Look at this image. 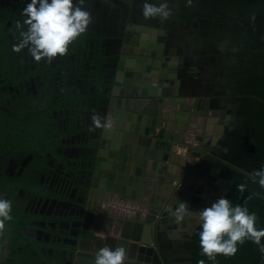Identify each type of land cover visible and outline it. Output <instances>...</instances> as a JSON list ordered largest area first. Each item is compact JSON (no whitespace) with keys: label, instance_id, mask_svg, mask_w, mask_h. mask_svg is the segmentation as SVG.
<instances>
[{"label":"crops","instance_id":"obj_1","mask_svg":"<svg viewBox=\"0 0 264 264\" xmlns=\"http://www.w3.org/2000/svg\"><path fill=\"white\" fill-rule=\"evenodd\" d=\"M145 2L163 0H85L84 7L97 32L115 28V22L123 20L153 33L160 29L165 39L163 54L178 58L174 71L166 63L161 66L164 76H169L168 67L170 79L179 80L177 95L168 107L184 110L196 104V112L202 106L206 112L204 152L188 170L168 162L148 167L151 186L144 194L138 190L139 198L153 207L172 187L174 206L186 202L192 211H199L223 196L255 213L257 229L264 228V188L259 178L252 179L255 170L264 168V0H193L191 6L187 0H168L172 13L163 21L144 18L141 6ZM175 36L188 41H177ZM168 146L152 139L145 146L130 147L139 152L137 157L148 152L160 158ZM168 175L174 178L171 184L165 181ZM241 183L246 185L243 196L237 190ZM252 193L260 195L246 200ZM172 219L157 233L156 248L164 264H198L201 259L205 264H264V255L251 240L239 244L235 255H218L215 262L209 261L201 255L197 216L181 222Z\"/></svg>","mask_w":264,"mask_h":264},{"label":"flooded vegetation","instance_id":"obj_2","mask_svg":"<svg viewBox=\"0 0 264 264\" xmlns=\"http://www.w3.org/2000/svg\"><path fill=\"white\" fill-rule=\"evenodd\" d=\"M29 2L0 0V198L12 202V219L0 234V264H65L74 233L72 199L88 177L90 136L101 129L92 116L103 121L109 94L103 86L101 103L88 102L80 109L58 101L61 80L68 92L74 91L73 65L56 66L78 57L70 51L74 42L67 55L50 63L36 62L27 48L13 51L19 40L16 23L23 21L21 13ZM114 26L97 32L89 25L96 36L82 34L75 40L87 59L86 69L99 70L102 53L108 54V75L113 72L128 31L124 20Z\"/></svg>","mask_w":264,"mask_h":264},{"label":"water","instance_id":"obj_3","mask_svg":"<svg viewBox=\"0 0 264 264\" xmlns=\"http://www.w3.org/2000/svg\"><path fill=\"white\" fill-rule=\"evenodd\" d=\"M163 35L160 29L153 33L142 25H128L117 53L104 116L114 120V127L101 128L90 136L88 177L84 189L72 199L74 220L70 225L74 233L65 264H95L96 253L104 246H124L128 250L125 264H164L156 239L165 224L173 221L168 209L176 207V191L170 187L150 207L139 198L138 190L144 194L151 186L148 167L167 166L168 162L188 170L204 152L206 109L202 106L196 112V104L184 110L168 107L179 84L178 79H170L168 67L174 71L178 58L163 54ZM163 63L168 66L166 78ZM152 139L169 145L160 158L148 152L137 157L139 152L131 150L132 144L145 146ZM173 180L170 175L165 178L169 184Z\"/></svg>","mask_w":264,"mask_h":264},{"label":"clouds","instance_id":"obj_4","mask_svg":"<svg viewBox=\"0 0 264 264\" xmlns=\"http://www.w3.org/2000/svg\"><path fill=\"white\" fill-rule=\"evenodd\" d=\"M85 0H30L23 8V21H17L16 29L19 40L12 45L15 52L27 48L28 53L36 62L46 60L51 62L57 56L68 54L69 46L84 34L92 22V15L84 7ZM193 0H187L191 6ZM172 10L168 0L159 4L145 2L142 14L145 19L160 18L162 21L171 16ZM254 19V18H253ZM96 128L110 130L114 127L111 118L101 119L98 115L92 116ZM264 188V168L252 173L253 182ZM241 196L246 191V185H237ZM259 193L250 194L247 199L259 196ZM246 203V202H245ZM12 202L0 198V234L5 230V222L12 219ZM176 222L186 217L197 216L200 221L199 244L201 255L209 261L215 262L218 255L233 256L238 251V245L251 240L264 253V228L257 229L255 213H249L246 206L233 205L226 197H220L199 211H192L186 202L178 203L174 209H168ZM128 259V250L124 246L100 248L95 256V264H125ZM198 264H205L203 259Z\"/></svg>","mask_w":264,"mask_h":264},{"label":"trees","instance_id":"obj_5","mask_svg":"<svg viewBox=\"0 0 264 264\" xmlns=\"http://www.w3.org/2000/svg\"><path fill=\"white\" fill-rule=\"evenodd\" d=\"M96 33L97 32L93 30H87L84 33V35L88 36V35L93 34L96 36ZM70 51H72L78 57H76V59L73 62L63 64V66L62 65H56V66H61L59 67L61 69V68H65V66L69 64L73 65L74 69L72 73L74 75V81H73L74 91L72 93L68 92L67 89L65 88L67 87L65 85V81L61 80L62 85L58 84V87H61L60 88L61 90L59 91L60 96H59L58 101L63 102V103L65 101L64 104H66L67 107L73 106V108L75 109L77 108L80 109V108L85 107L88 102L96 101L97 104L101 103L102 100H100V97L102 98L103 95L109 94L110 85H111L113 75H114V68H112L113 72L111 73V75H108L109 74L108 69H111V68L105 65L108 62V59H107L108 54L104 55L100 53V56L98 57V59L100 60L97 62L98 63L97 67L99 68V70L98 69L94 70L93 68L91 69L85 68L84 62L87 59L86 60L82 59L81 57L82 54L78 52L77 41H74ZM55 69L56 68H54L53 72L55 71ZM60 69H58V71ZM100 73L103 76L100 75ZM100 84H102L101 87H100ZM103 86L107 88L105 94L103 93ZM96 89H97V93L95 92ZM62 94L64 96L63 100L61 99ZM42 263L47 264L45 262H42Z\"/></svg>","mask_w":264,"mask_h":264},{"label":"rangeland","instance_id":"obj_6","mask_svg":"<svg viewBox=\"0 0 264 264\" xmlns=\"http://www.w3.org/2000/svg\"><path fill=\"white\" fill-rule=\"evenodd\" d=\"M128 1H129V0H128ZM131 7H132V6H131ZM142 7H143V6H141V12H142ZM122 25H124V24L122 23ZM174 39H176L177 41H180V40H181V42H183V43H185V44H186V42L188 41L187 38H180V37H177V36H175ZM88 123H89V118H88L87 124H88Z\"/></svg>","mask_w":264,"mask_h":264},{"label":"built area","instance_id":"obj_7","mask_svg":"<svg viewBox=\"0 0 264 264\" xmlns=\"http://www.w3.org/2000/svg\"><path fill=\"white\" fill-rule=\"evenodd\" d=\"M262 255H264V253H261Z\"/></svg>","mask_w":264,"mask_h":264}]
</instances>
